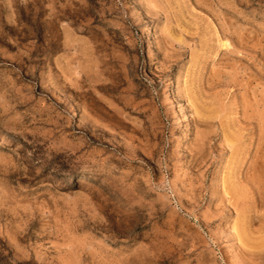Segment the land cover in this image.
Segmentation results:
<instances>
[{"label":"rangeland","instance_id":"rangeland-1","mask_svg":"<svg viewBox=\"0 0 264 264\" xmlns=\"http://www.w3.org/2000/svg\"><path fill=\"white\" fill-rule=\"evenodd\" d=\"M0 264H264V0H0Z\"/></svg>","mask_w":264,"mask_h":264}]
</instances>
